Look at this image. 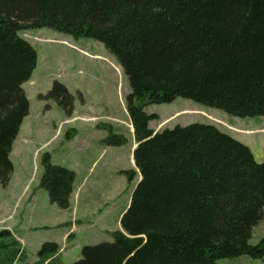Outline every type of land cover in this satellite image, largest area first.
<instances>
[{"label": "trees", "instance_id": "obj_1", "mask_svg": "<svg viewBox=\"0 0 264 264\" xmlns=\"http://www.w3.org/2000/svg\"><path fill=\"white\" fill-rule=\"evenodd\" d=\"M50 28L96 40L128 76L127 113L139 177L112 242L87 245L73 264H219L248 256L264 262V162L209 124L154 132L145 108L185 98L234 117L264 116V0H0V185L14 173L13 145L30 103L23 85L38 64L21 32ZM41 100L70 117L73 96L55 81ZM68 134V138H72ZM110 135L103 145L122 146ZM40 187L69 209L76 173L42 157ZM129 181L135 179L127 172ZM43 243L35 264H62ZM26 263L10 230L0 231V264Z\"/></svg>", "mask_w": 264, "mask_h": 264}, {"label": "rangeland", "instance_id": "obj_2", "mask_svg": "<svg viewBox=\"0 0 264 264\" xmlns=\"http://www.w3.org/2000/svg\"><path fill=\"white\" fill-rule=\"evenodd\" d=\"M20 36L36 49L38 64L30 81L23 85L30 109L17 142L24 140L30 131L35 134L30 136L29 149L14 153V173L8 186L0 185V200L11 204L10 211L16 209L10 223L17 217L23 223L26 243L21 246L28 264L37 263L43 243L62 242V237L74 225L69 222L73 204L76 202L79 206L81 203L79 219L76 218L75 222L77 231L66 237L69 242L59 252L62 264H73L82 257L84 246L113 241L111 233L121 229V215L128 209L139 181L133 158L137 144L127 113L131 87L118 60L96 40L75 38L50 28L24 31ZM55 81L63 83L73 96L74 112L70 117L55 101L41 100ZM145 111L159 116V120L150 122V128L156 133L178 125L206 123L247 145L257 163L264 162V116L242 119L185 98L150 105ZM73 132L74 136L68 138ZM112 134L124 136L126 144L104 146L103 140ZM45 153L51 155L54 165L76 173L77 183L70 209L53 205L48 193L40 187ZM127 172H133L135 179L132 182ZM25 187L29 193L36 191L38 194L35 204L40 209L37 214L30 213L24 206L30 196H22ZM77 191L78 199L75 197ZM51 214L67 219L66 224L60 229H43V219L40 216L34 218L35 215ZM27 225H36L38 230L24 231ZM253 232L251 244L257 245L264 238V220ZM219 264L264 262L241 256L223 258Z\"/></svg>", "mask_w": 264, "mask_h": 264}, {"label": "crops", "instance_id": "obj_3", "mask_svg": "<svg viewBox=\"0 0 264 264\" xmlns=\"http://www.w3.org/2000/svg\"><path fill=\"white\" fill-rule=\"evenodd\" d=\"M28 117V116H27ZM27 117L24 119V122L25 120L27 119ZM23 122V125L21 127V130L15 140V143L13 145V151L11 153V160L13 162V165H14V169H15V163H14V160H13V156H14V153L17 152L19 153V149L21 150V152L23 153L24 149H29L30 148V136L32 134H35V132H32L31 131L26 135V137L24 138V140L22 141H18V138L20 136V133L23 131L24 129V123ZM18 146V149H16V147ZM76 183H77V179L75 181V184H74V189L76 188ZM80 190V189H78ZM74 194V192H73ZM77 196L75 195V197H77V199L79 198V194H78V191H77ZM29 196V198H26V204L24 206H27L28 208V211L30 213H36L37 211H39L40 207L39 205L36 206L35 202L38 201V197H37V192L34 191L29 193V190L27 191V187H25V189L23 190L22 192V196ZM73 197V195H72ZM72 198H71V205H72ZM10 207H11V204H8L6 201H2L0 200V230L2 229H9L12 234H13V237L21 244V245H25L26 241L24 240V232H22V221H20L17 217V219L14 220V222L10 223V220L13 219L12 217V213H16V209H13L12 211H10ZM26 208V209H27ZM71 208V206H70ZM69 208V209H70ZM50 209H52L53 211V206H50ZM72 219H70L69 222H73V226L69 228V231L67 234H65L63 237H62V242H58V241H53L54 243H57L60 248H62L65 244H67L68 242H66V237L68 235H70L71 233H74L75 231H77V227H76V218H78V216L80 215V212H81V203L79 204V206L77 205L76 202H74L73 204V208H72ZM25 213V209L22 211V214ZM6 214H9L8 216ZM37 214V213H36ZM37 216H40L42 219H43V225H42V228L43 229H60L61 227H63L65 224H66V220L65 218H62L60 219V215H56V214H51V215H35L34 218H36ZM34 231V230H38V227H36V225H32V226H29L27 225L25 228H24V231Z\"/></svg>", "mask_w": 264, "mask_h": 264}, {"label": "water", "instance_id": "obj_4", "mask_svg": "<svg viewBox=\"0 0 264 264\" xmlns=\"http://www.w3.org/2000/svg\"><path fill=\"white\" fill-rule=\"evenodd\" d=\"M136 147H137V146H136ZM136 147H135V148H136Z\"/></svg>", "mask_w": 264, "mask_h": 264}]
</instances>
